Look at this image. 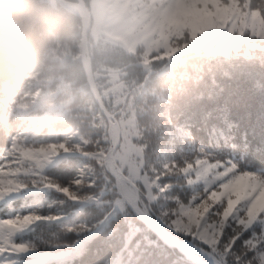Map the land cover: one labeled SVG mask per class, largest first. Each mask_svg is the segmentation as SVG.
<instances>
[{"label": "snow or ice", "instance_id": "6c2138e0", "mask_svg": "<svg viewBox=\"0 0 264 264\" xmlns=\"http://www.w3.org/2000/svg\"><path fill=\"white\" fill-rule=\"evenodd\" d=\"M152 3L148 125L50 145L56 183L5 160L0 264H264V0Z\"/></svg>", "mask_w": 264, "mask_h": 264}, {"label": "trees", "instance_id": "16d2710c", "mask_svg": "<svg viewBox=\"0 0 264 264\" xmlns=\"http://www.w3.org/2000/svg\"><path fill=\"white\" fill-rule=\"evenodd\" d=\"M84 1L89 6L90 0ZM81 44V18L58 2L0 0V166L17 136L24 137L25 146L46 147L64 141L75 130H97L101 120L108 125L89 85ZM89 46L106 106L117 119L126 108V104L112 108L99 78L108 68H117L143 130L164 85V64L153 62L147 71L140 63V49L131 53L118 44L96 42L90 32ZM23 98L25 109L18 106ZM90 116L95 121H87ZM63 156L62 152L58 159ZM44 176L49 178L46 183L66 180L51 165Z\"/></svg>", "mask_w": 264, "mask_h": 264}, {"label": "rangeland", "instance_id": "374dc122", "mask_svg": "<svg viewBox=\"0 0 264 264\" xmlns=\"http://www.w3.org/2000/svg\"><path fill=\"white\" fill-rule=\"evenodd\" d=\"M48 1L57 3L56 0ZM88 8L92 16L90 33L96 42L105 41L118 44L131 53L140 49L142 56L140 63L145 70L152 69L158 42L153 22L154 5L152 0H90ZM99 78L103 94L114 110H118L121 104H126L125 110L117 120L121 130L120 137H124V143H127L129 137L136 134L139 128L135 110L128 98L127 84L117 68H108L99 74ZM24 98L23 102L18 104L21 109H25L27 105V99ZM90 118L92 122L95 121V116H90L86 120L90 121ZM23 139V136H17L11 148L5 153L7 166L12 171L21 173L18 178L24 183L48 182L49 178L44 176L45 170L52 165L53 157L58 159V156L50 148V145L33 148L25 146ZM106 139L109 140L108 125L104 120H101L99 129L91 132L75 130L64 141L56 145L65 143L74 147L78 142L88 141L92 143L94 150L97 141ZM5 160L0 167L5 166ZM8 176V172L0 174V178L5 181Z\"/></svg>", "mask_w": 264, "mask_h": 264}, {"label": "water", "instance_id": "95a60500", "mask_svg": "<svg viewBox=\"0 0 264 264\" xmlns=\"http://www.w3.org/2000/svg\"><path fill=\"white\" fill-rule=\"evenodd\" d=\"M60 5L64 6L68 10L76 13L79 15L82 21V44H81V51H82V61L85 69V73L91 87V90L95 96L96 101L99 103L101 111L106 116L108 120V136L109 140L115 141L116 138L121 136L120 126L116 117V113L112 112L108 109L105 104V101L100 93L98 88V84L96 82L94 68L92 64V56L90 52L89 46V32L92 24V16L89 11L88 6L86 5L84 0H78L82 4L85 3L84 10H79L76 8L77 1L74 0H56Z\"/></svg>", "mask_w": 264, "mask_h": 264}, {"label": "bare ground", "instance_id": "6f19581e", "mask_svg": "<svg viewBox=\"0 0 264 264\" xmlns=\"http://www.w3.org/2000/svg\"><path fill=\"white\" fill-rule=\"evenodd\" d=\"M83 6L84 7L86 6L85 3L82 4L81 2L78 1L77 2V5H76V8H78L79 10H82L83 11L84 10V7Z\"/></svg>", "mask_w": 264, "mask_h": 264}]
</instances>
